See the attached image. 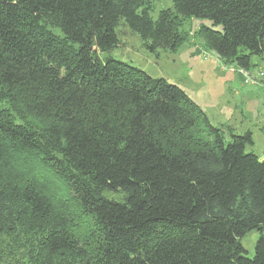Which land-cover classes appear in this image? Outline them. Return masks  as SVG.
Masks as SVG:
<instances>
[{
  "label": "trees",
  "instance_id": "1",
  "mask_svg": "<svg viewBox=\"0 0 264 264\" xmlns=\"http://www.w3.org/2000/svg\"><path fill=\"white\" fill-rule=\"evenodd\" d=\"M170 1L153 21L149 0H0V264H264L251 134L225 145L180 88L97 54L122 21L175 51L181 20H206L208 49L247 72L264 0Z\"/></svg>",
  "mask_w": 264,
  "mask_h": 264
},
{
  "label": "rangeland",
  "instance_id": "2",
  "mask_svg": "<svg viewBox=\"0 0 264 264\" xmlns=\"http://www.w3.org/2000/svg\"><path fill=\"white\" fill-rule=\"evenodd\" d=\"M150 18L171 9L170 0H149ZM200 25L211 27L209 21L181 20L179 31L185 42L175 51L164 48L150 50L144 41L122 21L116 30L118 44L110 51L97 53L100 60L112 58L135 67L152 78L163 79L180 88L206 115L212 127L221 131L224 144L231 136L249 132L251 144L244 152L262 159L264 155V56L253 57L252 67L244 72L233 65L223 64L208 49L198 30ZM220 30V27H214ZM60 35L59 31H52ZM263 73V75H260ZM0 107H3L0 104ZM106 197L119 200L118 194ZM257 232H249L240 242L251 258L258 240ZM7 248L8 244H3Z\"/></svg>",
  "mask_w": 264,
  "mask_h": 264
},
{
  "label": "built area",
  "instance_id": "3",
  "mask_svg": "<svg viewBox=\"0 0 264 264\" xmlns=\"http://www.w3.org/2000/svg\"><path fill=\"white\" fill-rule=\"evenodd\" d=\"M260 75H263V73H260Z\"/></svg>",
  "mask_w": 264,
  "mask_h": 264
}]
</instances>
